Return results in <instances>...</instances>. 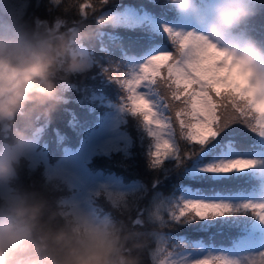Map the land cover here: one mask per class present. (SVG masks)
<instances>
[{"label":"trees","instance_id":"16d2710c","mask_svg":"<svg viewBox=\"0 0 264 264\" xmlns=\"http://www.w3.org/2000/svg\"><path fill=\"white\" fill-rule=\"evenodd\" d=\"M244 2L256 14L227 35L248 44L255 43L264 50V0ZM128 9L143 14L146 20L134 26L98 23L106 13ZM185 17H178L168 0H107L106 3L104 0H52L51 5L48 0H0V39L56 43L63 39L73 55L80 58L79 50L85 49L91 59V68L85 73L60 72L57 75L54 82L60 100L47 105L48 111L38 109L27 117L0 122V155L4 148L17 144L19 131L28 140H37L40 148L46 150L48 164L53 166L66 152L82 144L99 126L107 111L118 103L124 104L127 120L123 128L129 135L128 148L96 155L89 165L95 172L120 177L125 184L138 182L141 185V192L131 208L113 201L105 191L93 200L98 214L110 218L108 234L118 235L124 255L137 259L139 264H162L167 255L198 244L216 247L239 244L246 238V226L255 221L252 229L264 233L263 223L251 213L195 221L181 219L178 215L186 193L232 197L260 192L264 178L262 168L221 174L197 167L212 163L227 153L264 151V137L246 124L235 122L222 125L218 137L204 146L182 139L174 116L181 103L177 94L197 97L202 84L178 77L175 61L170 57L154 73L153 88L161 97L177 143L179 160L166 158L157 162L155 137L145 113L137 111L131 103L125 104L131 93L123 81L128 82L131 61L151 51L170 47L167 36L160 29L162 26L153 24L150 19H160L162 25L168 23L176 28V23ZM170 37L180 38L176 32ZM205 86L210 95L232 93L250 98L249 103L254 102L252 94L244 95L243 86L231 82L228 77L221 84L208 81ZM254 111L262 117L257 103ZM17 173V178L10 184L23 203L44 204L45 220L53 212L58 213V218L53 221L57 226L65 220L76 224L66 204L73 190L69 181L61 175L49 177L46 163L34 167L25 157L19 159ZM16 208L0 195V222H16Z\"/></svg>","mask_w":264,"mask_h":264},{"label":"rangeland","instance_id":"374dc122","mask_svg":"<svg viewBox=\"0 0 264 264\" xmlns=\"http://www.w3.org/2000/svg\"><path fill=\"white\" fill-rule=\"evenodd\" d=\"M241 2L245 4L244 0H241ZM104 16H111L114 23L126 26H134L146 20L143 14L134 9H128L121 13L109 12L102 17ZM185 16V20L176 23L175 29L206 31V26L199 24L195 16L192 14ZM150 20L157 26H163L160 19L151 18ZM167 25L170 24L167 23ZM176 33L178 35L183 34V31ZM199 37H202L199 43L204 46L210 55L201 56L199 50L191 47V42H189L185 48L187 58L179 67L180 71H182V77L186 80L199 81L202 84L197 93V98H204L205 95H210L205 86L206 82L212 81L215 84H221L228 77L231 82L240 83L243 86L242 91L247 88V93L252 94L255 101L260 87L258 84L256 86L252 85L243 59L248 43L239 38L232 39V36L228 37L227 34L223 38H215L216 43L211 42L205 36ZM217 48H222L223 50L218 51ZM162 50H155L148 55L133 59L127 82L131 98H133L129 103L132 104L133 108H139L140 111L145 113L146 121L154 134V152L157 162L172 157L174 151L177 152V143L160 102L161 97L153 88L154 73L168 59V56L157 54ZM79 55L81 56L80 59H87L91 64V59L86 50L79 51ZM261 63L264 64V59H262ZM257 104L258 107L264 109V101H260ZM126 111L127 108H125L124 104L118 103L114 105L113 110L110 111L104 122L99 128L91 132L83 145L76 151L68 152L54 166L48 164L49 160L46 150L40 148L35 139L29 140L31 142L30 147L25 150H21L18 144L5 148L0 158H10L13 153L19 152L20 158H28L34 167L41 163H46L49 177L61 175L69 181L73 190L72 194L67 198L66 204L74 216L75 223L87 231L89 238L102 240L108 234L110 218L108 215L100 216L98 214L96 206L93 204L96 195L101 191H105L113 201L120 202L125 207L131 208L134 199L142 189L138 182L125 184L120 177L95 172L90 169L89 165L96 155H106L110 154L112 150H126L128 148L130 139L123 128V124L127 120ZM262 121H264V113L261 117ZM238 158L264 161V151L244 154L227 153L216 158L212 163L203 164L197 168L206 171L209 167ZM0 195H2L4 201L14 207H19L23 203L21 196L13 190L10 182H0ZM185 195L184 202L188 200L221 202L237 207L246 202L264 203V178L261 191L247 196H196L191 193H186ZM262 226L260 227L261 229H263ZM247 232V240L241 245L226 248L196 245L180 251L181 253L169 256L164 260V264H194L195 259L206 255L216 256L217 254L222 256L220 264H225V260L230 262V264H261L262 254H264V233L262 234L253 229Z\"/></svg>","mask_w":264,"mask_h":264},{"label":"clouds","instance_id":"9594fccd","mask_svg":"<svg viewBox=\"0 0 264 264\" xmlns=\"http://www.w3.org/2000/svg\"><path fill=\"white\" fill-rule=\"evenodd\" d=\"M106 3L107 0H104ZM177 16L192 14L205 32L198 29L178 30L165 25V35L173 32L205 36L216 43L256 13L241 0H168ZM98 23L113 25L111 16L102 17ZM217 50H223L217 48ZM161 55H168L161 53ZM247 75L253 86L260 87L255 101L249 103L244 96L229 93L225 99L242 105L256 116V125L250 127L264 136L260 114L254 111L255 104L264 101V50L250 42L243 57ZM91 64L87 59L73 55L63 39L59 43L51 40L21 42L0 39V122L15 121L18 116L27 117L31 112L45 109L58 103L59 91L55 78L60 72L66 74L85 73ZM248 89H244L246 95ZM32 106L29 108V106ZM21 150L31 142L23 132H17ZM20 153L0 158V182L9 183L17 178ZM264 169V161L256 160L251 169ZM16 222H0V264H139L135 258L124 255L118 235L106 234L102 240L89 238L87 231L67 220L60 226L53 223L58 213L53 212L44 219L45 205L22 203L15 209ZM60 219H63L62 217ZM261 264H264L262 254Z\"/></svg>","mask_w":264,"mask_h":264},{"label":"snow or ice","instance_id":"6c2138e0","mask_svg":"<svg viewBox=\"0 0 264 264\" xmlns=\"http://www.w3.org/2000/svg\"><path fill=\"white\" fill-rule=\"evenodd\" d=\"M48 4H52V0H48ZM51 11V8H49ZM165 34V25L160 27ZM180 38L168 36L169 48H166L159 53H167L173 61H180L183 64L187 58L185 48L191 42V47L199 50L201 56H208L210 53L199 43L202 37L195 34L185 35L179 34ZM178 98L181 103L174 111L175 123L179 125V135L182 139L190 144H198L204 146L209 141L215 139L219 135V130L222 125L239 122L246 124L248 127L255 126L256 116L242 105L231 102L225 99L226 95L215 93L213 95H205L204 98H197L191 95L178 93ZM139 111V108H137ZM264 113V109H261ZM261 127H264V121L261 122ZM258 131H253L258 134ZM264 137V136H260ZM180 159L178 152L173 153V157ZM255 159L238 158L225 161L219 165L206 169L209 172L228 174L234 171H246L253 167ZM240 212L251 213L264 223V203L246 202L239 207H235L228 203L221 202H203L188 200L182 204L179 211V217L191 218L189 221L209 220L229 215H235ZM222 259L221 254L206 255L194 260V264H220ZM225 264H230L225 260Z\"/></svg>","mask_w":264,"mask_h":264}]
</instances>
